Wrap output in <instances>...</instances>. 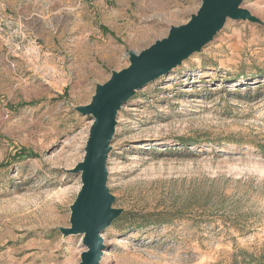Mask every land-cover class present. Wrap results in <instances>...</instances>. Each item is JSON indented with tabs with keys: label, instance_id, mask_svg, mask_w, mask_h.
Returning a JSON list of instances; mask_svg holds the SVG:
<instances>
[{
	"label": "rangeland",
	"instance_id": "1",
	"mask_svg": "<svg viewBox=\"0 0 264 264\" xmlns=\"http://www.w3.org/2000/svg\"><path fill=\"white\" fill-rule=\"evenodd\" d=\"M75 1L34 37L0 0V264L79 263L82 236L58 230L91 124L75 107L200 6ZM241 7L258 21L228 19L118 111L106 168L121 213L100 264L264 262V0Z\"/></svg>",
	"mask_w": 264,
	"mask_h": 264
},
{
	"label": "water",
	"instance_id": "2",
	"mask_svg": "<svg viewBox=\"0 0 264 264\" xmlns=\"http://www.w3.org/2000/svg\"><path fill=\"white\" fill-rule=\"evenodd\" d=\"M243 0H200V6L187 23L170 26L165 38L148 48L127 52L129 65L112 71L109 79L95 86L86 105L75 107L80 115H89L91 124L84 155L69 171L79 174L80 189L70 205V226L58 228L63 236L80 235L85 250L78 264H100L104 251L100 235L121 213L113 208L115 197L107 187L106 162L116 127V116L135 91L181 64L213 40L226 21L257 22Z\"/></svg>",
	"mask_w": 264,
	"mask_h": 264
},
{
	"label": "crops",
	"instance_id": "3",
	"mask_svg": "<svg viewBox=\"0 0 264 264\" xmlns=\"http://www.w3.org/2000/svg\"><path fill=\"white\" fill-rule=\"evenodd\" d=\"M75 2V0H7V8L12 13L10 15L14 21L22 23L29 35L43 37L48 36L46 28H54V3L75 5ZM80 12H84L82 6Z\"/></svg>",
	"mask_w": 264,
	"mask_h": 264
},
{
	"label": "trees",
	"instance_id": "4",
	"mask_svg": "<svg viewBox=\"0 0 264 264\" xmlns=\"http://www.w3.org/2000/svg\"><path fill=\"white\" fill-rule=\"evenodd\" d=\"M18 154L19 155H24V154H26V152L25 151H19ZM262 264H264V262H262Z\"/></svg>",
	"mask_w": 264,
	"mask_h": 264
}]
</instances>
